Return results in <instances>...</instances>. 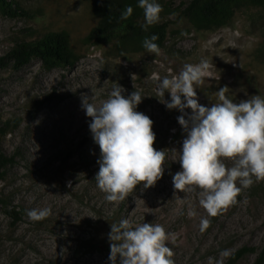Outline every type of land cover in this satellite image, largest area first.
<instances>
[{"label":"rangeland","instance_id":"374dc122","mask_svg":"<svg viewBox=\"0 0 264 264\" xmlns=\"http://www.w3.org/2000/svg\"><path fill=\"white\" fill-rule=\"evenodd\" d=\"M9 1L17 2L22 13L0 9V57L17 41L65 30L78 60L51 70L39 58L19 69L13 62L0 67V127L9 123L10 129L0 147L16 159L5 169L0 165V264H111L110 225L123 219L133 228L160 224L174 234L176 242L170 239L168 246L175 264H210L209 257L215 264L225 249L232 255L224 264H253L258 252L235 262L231 257L242 247L259 251L264 246V181L242 190L238 203L217 217L199 204L200 189L175 190L173 176L182 170L179 155L186 133L177 120L182 113L163 103L170 102V93L159 96L156 89L159 79L178 75L185 64L207 60L210 76L196 89L201 105L220 102L217 92L224 86L236 103L253 95L264 98V9L244 7L229 24L198 31L182 13L189 0H165L169 11L160 13L159 22L168 23V38L160 54L124 57L111 43L86 41L99 22L93 0ZM116 84L126 98L141 92L136 110L154 122V148L166 152L163 177L152 187L137 186L120 204L108 202L95 181L100 148L81 100V94L93 96L90 102L99 106ZM44 208L51 209L49 217L28 218V210ZM190 209L195 216L188 215ZM202 218L211 220L204 233Z\"/></svg>","mask_w":264,"mask_h":264},{"label":"clouds","instance_id":"9594fccd","mask_svg":"<svg viewBox=\"0 0 264 264\" xmlns=\"http://www.w3.org/2000/svg\"><path fill=\"white\" fill-rule=\"evenodd\" d=\"M138 6L144 11V31L159 23L161 4L139 0ZM132 13L133 8L127 6L120 19L127 20ZM158 38L155 34L144 38L147 52L160 54L155 43ZM210 68L207 60L185 64L178 75L159 79L156 91L163 97L165 92L170 93V102L163 103L167 109L182 113L177 120L186 133L179 155L182 170L173 176L174 189L183 193L200 189L199 204L208 216L217 217L238 203L242 190L264 181V98L253 95L236 103L226 95L229 88L224 86L217 92L220 102L210 107L201 105L196 89L210 76ZM124 91L121 85H114L109 98L99 106L90 102L93 96L81 94L82 108L92 118V138L100 148L95 181L107 194L105 199L116 204L128 199L139 185L154 186L163 177L166 161L165 150L154 148V122L136 110L144 97L135 90L126 98ZM185 109H191V114ZM225 160L233 165L226 166ZM51 214L50 208L27 211L32 221H42ZM188 215L195 216V210L190 209ZM210 226L211 220L202 218L200 232ZM110 227L111 264H117V260L119 264H175L168 241L175 243L176 236L162 225L145 222L133 228L129 220L123 219ZM231 255L228 249L221 251V259L215 264H224V258ZM213 259L209 257L210 264Z\"/></svg>","mask_w":264,"mask_h":264},{"label":"trees","instance_id":"16d2710c","mask_svg":"<svg viewBox=\"0 0 264 264\" xmlns=\"http://www.w3.org/2000/svg\"><path fill=\"white\" fill-rule=\"evenodd\" d=\"M163 10L169 11L165 0H156ZM139 0H93V12L99 18L98 24L91 30L86 41L91 44L111 43L120 56L129 57V53L147 51L143 47L145 37L157 35L155 43L163 48L168 38V23L159 22L144 31L142 25L146 23L144 11L139 6ZM182 9L183 15L191 24L200 30H214L229 24L236 11L248 7L258 6L264 9V0H189ZM127 6L133 8L132 15L127 20H121V13ZM0 9L11 15L21 14V8L15 1L0 0ZM264 57V47L260 50ZM39 58L43 67L51 70L56 67L73 66L78 55L75 53L67 31H50L34 40L17 41L8 54L0 57V67L13 62L16 69L28 64L32 59ZM9 123L0 127V144L4 136L9 133ZM15 156H7L0 147V165L5 169L15 163ZM19 220V215H15ZM253 264H264V246L258 251L255 247L245 246L231 257L235 262L249 253H256Z\"/></svg>","mask_w":264,"mask_h":264}]
</instances>
